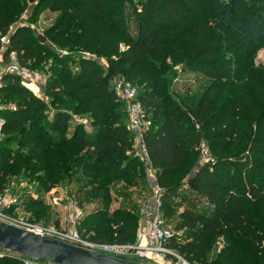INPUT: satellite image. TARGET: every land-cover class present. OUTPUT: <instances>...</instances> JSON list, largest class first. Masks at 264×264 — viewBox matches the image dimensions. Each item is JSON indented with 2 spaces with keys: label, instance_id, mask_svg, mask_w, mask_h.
<instances>
[{
  "label": "trees",
  "instance_id": "obj_1",
  "mask_svg": "<svg viewBox=\"0 0 264 264\" xmlns=\"http://www.w3.org/2000/svg\"><path fill=\"white\" fill-rule=\"evenodd\" d=\"M45 10L55 18L37 32L31 24ZM2 36L9 37L4 60L14 52L22 68L44 74L46 101L19 75L2 76L0 153L5 139L20 147L0 161V194L23 170L37 182L25 202L38 217L41 192L83 182L77 193L102 204L85 211L83 235L134 243L139 213L109 210L112 184L130 187L145 174L112 85L124 76L141 86L138 99L152 121L144 144L157 184L166 196L184 191L188 177L202 200L178 212L175 230L188 235L170 246L193 264H264V63L255 62L264 46V0H0ZM181 74L204 84L177 94ZM201 141L213 164L198 165ZM171 204L166 196V219ZM218 238L224 245L211 254ZM0 264L23 262L6 253Z\"/></svg>",
  "mask_w": 264,
  "mask_h": 264
},
{
  "label": "built area",
  "instance_id": "obj_2",
  "mask_svg": "<svg viewBox=\"0 0 264 264\" xmlns=\"http://www.w3.org/2000/svg\"><path fill=\"white\" fill-rule=\"evenodd\" d=\"M36 31L40 32V30L37 28ZM0 42V86L1 78L5 74H13L19 76L24 75L23 77L30 79L28 75H25V72L29 73V70L22 68L14 52H10L7 59H3L2 52L7 48L9 37L2 36L0 38ZM44 84L45 76L42 80L41 87L37 88L38 93L37 91L36 93H33L46 101V97L44 96L43 92ZM113 88L117 97L124 103V110L127 115L126 125L128 130L132 133L133 140H135V155L146 163L147 174L154 178L153 182L151 183V196L150 199L147 200L145 205V222L140 225L136 234L135 242L125 244H110L93 242L88 239L87 236H84L80 232L79 226L81 225V222L85 217V210L80 205H78L76 199L73 198L74 196L68 197L67 199L68 222L70 224L69 227L58 229L54 225L42 226L39 224L29 223L27 221L16 219H13V222L10 224L25 228L36 234L52 236L77 246L144 264H193L182 257L176 250H174L170 246L172 240L181 241V236L179 232L175 231L174 229H172V227L169 226L166 218L163 215L162 197L164 194V190L156 182V177L155 175H153L154 171L149 162L147 149L144 144V135L147 131H149L152 125V121L145 112L140 100L138 99V89L134 84L121 76L116 77L113 80ZM9 107L15 109L13 105H9ZM3 109L4 105H2L0 100V113ZM45 113L47 115H52L53 109L51 107H48ZM5 125L6 119L3 115L0 114V141L5 135ZM197 149L199 151L198 165L213 164L215 162L214 156L211 155L204 142L201 141L197 146ZM187 188L188 184L185 181L181 185L180 190H185ZM8 190L9 189L5 188L4 191L0 194V220L2 221L7 218L6 209H8L18 199L17 195H11ZM5 254L6 253H1L0 256ZM14 255H16L18 259L23 262V264H34L37 262L18 254Z\"/></svg>",
  "mask_w": 264,
  "mask_h": 264
},
{
  "label": "rangeland",
  "instance_id": "obj_3",
  "mask_svg": "<svg viewBox=\"0 0 264 264\" xmlns=\"http://www.w3.org/2000/svg\"><path fill=\"white\" fill-rule=\"evenodd\" d=\"M128 14L130 13V9L126 10ZM56 15V14H55ZM54 12L47 10L46 12H43L40 17V20H37L36 22L31 24L32 28H37L40 31H43V29L47 28L54 20L55 18ZM26 16L24 15L23 18H25ZM45 21V22H44ZM135 21V20H133ZM134 25H132L130 23L131 28H133L134 26H136V24L133 22ZM83 56L86 57H93L91 54L86 53V52H82ZM255 62L256 63H264V46H262L261 48H259L256 52V58H255ZM45 63V62H44ZM48 63L50 64V61H48ZM25 75L30 78H26L23 77L24 75H20V81L21 84L27 87V84L29 83H35L37 88L41 87V83L42 80L44 78V74L43 73H39L38 71H34V70H29L28 72H25ZM124 77V76H121ZM125 79V77H124ZM191 85L190 87V91H194L197 90L198 88H201L200 86L204 84V82L200 79V77L194 75V74H181L177 77V86L179 88L175 87L176 93L177 94H183L185 89V86ZM113 85V82H112ZM136 87L138 89V91L140 92L141 90V86H139L138 84H136ZM37 90V89H36ZM38 93V91H37ZM119 102H121V105L124 107V103H122V101L120 100ZM52 115L48 114V117H51ZM75 118L77 116H74ZM81 119V118H80ZM13 133V131L9 132V135H11ZM4 145H5V150L3 153H0V161L3 163H1V165H4L5 160H9L10 158H13V155L15 154L16 150L20 147L18 144L12 143V140H8L5 139L4 141ZM3 145V144H1ZM199 145V144H198ZM4 148V146H2ZM12 149V150H10ZM192 174V172L190 173ZM188 177L184 178L183 180L186 181ZM35 180L34 181H29L26 179L23 170L19 169H15L13 175H11L5 184V188L9 189V193L11 195H17L18 199L17 201L12 204L8 209H6L7 212V218L4 220L6 222L12 223L13 219L16 220H23V221H27L29 223H35V224H39L42 226H49V225H54L55 227H57L58 229H64L65 227H61V226H57L56 225V219L57 217H60V213L62 211H66L67 210V218H68V208H67V199L68 196L71 195V192L73 194V196L76 198L77 201L82 202V207L88 209H97L100 208L102 206L100 200H98L97 198L95 199H85L84 198V194L86 193L85 191H82L81 193H77V188H80L83 182H79V183H73L72 186L69 187H62L61 190L56 189L57 187H60V185L53 187L52 189H50L48 192L44 193L41 192V194H39V198L43 199V203L41 205L40 208H37V215L38 217L34 216V214L32 213L33 210H30L29 207L27 206L25 199L27 198L28 194H35L34 191V186H36L35 184ZM37 183V182H36ZM114 187V185L111 186V188ZM121 186H118V184L115 185V190L118 191V195H126L127 199H122L121 200V205H124L126 207H128L129 209H132L136 212L139 213V204H137V202L135 201V198H140V194H142V199H145L146 197H148V195L146 193L140 192V186H137V190L136 192H128V190H125V188H120ZM188 191L184 190V191H172V192H168V194L166 195L169 199L172 200V204L173 206H171V208L173 207L174 209V213L172 214V216H169L166 220L169 224L170 227H172V229L175 230V226L177 225L178 222V212L182 211L184 209V207H193V206H197L196 204L199 203V201H202L199 195H196V192H194V190L190 188V186L188 187ZM116 191V192H117ZM128 192V193H127ZM195 195L197 198H195ZM165 194H163V201H165ZM174 199V200H173ZM196 203V204H195ZM112 202L110 204V208L109 210H113L111 209L112 207ZM66 206V207H65ZM65 208H67L65 210ZM197 208H199V206H197ZM116 209V208H115ZM144 210V208H142ZM42 210H45L46 214H43ZM142 210L140 209V213L142 215ZM176 231V230H175ZM83 234V230L80 231ZM180 236L182 237V239L184 240L186 238V236L188 235L187 231H178ZM110 244H116V243H110ZM224 245V239L223 238H218L217 242L215 243V245L213 246L212 249V253H217L222 246ZM1 253H8L6 251H2L0 250V254ZM46 264V263H44Z\"/></svg>",
  "mask_w": 264,
  "mask_h": 264
},
{
  "label": "water",
  "instance_id": "obj_4",
  "mask_svg": "<svg viewBox=\"0 0 264 264\" xmlns=\"http://www.w3.org/2000/svg\"><path fill=\"white\" fill-rule=\"evenodd\" d=\"M0 249L46 264H144L36 234L2 220Z\"/></svg>",
  "mask_w": 264,
  "mask_h": 264
},
{
  "label": "crops",
  "instance_id": "obj_5",
  "mask_svg": "<svg viewBox=\"0 0 264 264\" xmlns=\"http://www.w3.org/2000/svg\"><path fill=\"white\" fill-rule=\"evenodd\" d=\"M47 10H45L44 12H46ZM56 13L54 12V15H55ZM40 19H41V17H40ZM39 19V20H40ZM45 22V21H44ZM27 87L28 88H30V90H32L33 92H35L36 93V89H37V86H36V84L33 82V83H30V81H29V83L27 84ZM76 121H80L79 120V118L77 117V118H74ZM73 123H74V120L73 121H71L70 122V126H69V128L71 129V127H72V125H73ZM87 124V123H86ZM87 129H89V127H88V125H86L85 126ZM69 129V131H71ZM132 141H133V149H135V140H133V137H132ZM141 160V159H140ZM142 161V160H141ZM142 163L144 164V179L143 180H136V182H135V184L133 185V186H130V187H128L123 181H116L115 183H113L112 185H114V187H112L111 188V194L113 195V200H112V207H111V209H115V208H117V207H120V206H123V207H126V206H124V205H121V200L123 199H127L126 198V195L124 194V195H121V196H119L118 195V191L117 190H115L116 188H115V185L116 184H118V186H121L120 188H125V190H128V192H130V193H132V192H136V190H137V186L139 185L141 188L139 189L140 190V192H143V193H146L147 195H148V197H146L145 199H142V194H140V198H135V201L137 202V204H139V216H140V218H139V223H138V227H137V231H138V229H139V227H140V225L142 224V223H144L145 222V218H146V209H145V205H146V202H147V200H149L150 199V196H151V183L153 182V180H154V178L153 177H151L150 175H148L147 174V172H146V163L144 162V161H142ZM153 171H154V169H153ZM153 175H155V172L153 173ZM74 183V182H73ZM73 183H71L69 186H72V184ZM69 186H67V187H69ZM62 187H66V186H63V185H60V187H57L56 189H59V190H61L62 189ZM66 187V188H67ZM117 191V192H116ZM127 192V193H128ZM66 207V206H65ZM142 208H144V210L142 209ZM67 208H65V210H66ZM85 209V211H86V213L87 212H89V211H91L92 209H86V208H84ZM140 209L143 211L142 212V215H141V213H140ZM56 225L57 226H61V227H69V222H68V218H67V210L66 211H62L61 213H60V217H57V219H56ZM137 231H136V233H137Z\"/></svg>",
  "mask_w": 264,
  "mask_h": 264
}]
</instances>
